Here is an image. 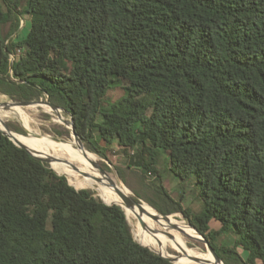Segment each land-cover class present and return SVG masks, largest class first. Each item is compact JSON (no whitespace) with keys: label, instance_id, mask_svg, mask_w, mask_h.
<instances>
[{"label":"trees","instance_id":"obj_1","mask_svg":"<svg viewBox=\"0 0 264 264\" xmlns=\"http://www.w3.org/2000/svg\"><path fill=\"white\" fill-rule=\"evenodd\" d=\"M0 92L47 96L101 158L103 142L133 152L136 184L117 171L138 198L181 213L225 264H264V0H0ZM161 153L195 182L198 209L147 179ZM59 173L0 131V264H173L135 240L121 206Z\"/></svg>","mask_w":264,"mask_h":264},{"label":"bare ground","instance_id":"obj_2","mask_svg":"<svg viewBox=\"0 0 264 264\" xmlns=\"http://www.w3.org/2000/svg\"><path fill=\"white\" fill-rule=\"evenodd\" d=\"M6 98V97H5ZM7 99V98H6ZM6 103L11 102H3L0 101V105H5ZM38 106V105H37ZM41 107H44L46 110H52L47 105H40ZM29 107V106H27ZM26 107L18 106V105H9L8 107L0 106V129L5 130V123L7 122V119H17L19 120L23 126L30 131V135L25 136L19 133H15V140L27 145L31 151H40L42 153H45L47 155L53 154L58 155L67 159H70L74 164L79 166L83 171L89 173L91 176L95 178H100L104 182L95 184L93 181L83 178L78 173L72 171L65 165L61 164H53V168L61 172L62 174L66 175L68 180L71 179L74 182L77 183H87L90 185L89 188H77L78 190L83 189H91L96 190L107 202L117 203L120 205H123V200L116 192V188L111 187L109 184V181H114V183L117 185L118 189L120 191H123L124 193H127L128 195H132V193L129 191L128 187L121 181V179L115 178L110 173H107V176H104L100 173L99 169L94 166V162L98 163L97 156L88 151L86 148H81L77 143L74 146L69 145H62L60 147H57L58 149H61L63 151L58 152L57 149H54L55 147L53 144H51L46 136L39 135L35 133V131L32 130L30 126V117L25 109ZM36 112V111H35ZM54 114H56L60 120H64L62 111H54L52 110ZM60 114L62 117H60ZM39 132V131H38ZM46 145H49V147H46ZM51 145V146H50ZM36 154V152H34ZM70 182V181H69ZM71 184V183H70ZM72 185V184H71ZM125 212L127 213L128 220L131 223V225L134 228V233L136 238L139 242L146 245L147 247H150L154 249L155 251L164 254L165 256H175L173 254H170L166 251V245L164 241V237L170 239L171 242H173L175 245H177L180 250L181 254H191L199 257L200 259L207 260L208 262L213 263L215 261L214 256L209 253L208 251L204 252V254H201L198 252V250H193L188 247H186L183 243L185 236L183 232H192L194 234L199 235V237L203 240V237L200 235V233L194 229L191 225H188L187 222L183 220H177L174 216H170L168 219H164L159 216L157 212L150 207L147 203H142V210H140L138 207L133 209H128L124 207ZM157 217L158 219H156ZM141 219L148 225V228L144 229L141 225ZM151 228H155L159 230L163 235H154L151 231H149ZM178 264H201L194 262L192 260H189L185 257H180Z\"/></svg>","mask_w":264,"mask_h":264},{"label":"rangeland","instance_id":"obj_3","mask_svg":"<svg viewBox=\"0 0 264 264\" xmlns=\"http://www.w3.org/2000/svg\"><path fill=\"white\" fill-rule=\"evenodd\" d=\"M23 4L24 5H22L21 10L24 9L25 3H23ZM24 17H25L24 19H25L26 22H29L30 21L29 19H31V16H28V15H25ZM6 31H7V29H6ZM29 31H30V24L29 23H28V26L26 28H24V27L20 28V30L18 31V34H17V37H18L17 41L24 40L27 37ZM10 40H11V38H10ZM6 43H7L6 45H8V40L6 41ZM26 49L27 48L20 49L21 50V54H25ZM128 86H129V82L126 81V80H123L122 84L119 87H116V88H114V89H112V90H110L108 92L107 101L111 102V103H116V102L120 101L121 99H123L128 94ZM48 99L49 98L46 96L45 98H43V99H41L39 101H36V102H41V101L45 102ZM147 99H148L147 95H141L138 98V101L139 102H144ZM0 101L12 102V103L16 102V101L12 100L8 95L3 94L2 92H0ZM25 109H26V111H27V113H28V115L30 117V120H31L30 121V126H31L32 130L35 131V133H37V134L40 133L39 135L46 136L48 141L51 144H53V146H55V143L51 142V138L50 137L59 138L61 140L63 139V140H66L68 142L71 141L70 143H72V141H74L72 132L70 130H68V129H71V125L70 124L67 125L65 123L66 119L68 121H71L73 119L70 114L62 111V113L64 115L63 116L64 120L62 121V120L59 119V117L56 114H54L52 112V110H46L44 107H41L39 105L38 106L37 105H31L29 107H26ZM6 123L7 124L11 123V124L15 125L16 127L22 128L26 132V134H22V135L28 136L31 133L30 131H28L25 128L26 126L24 127L23 124L17 119L9 118V119H7ZM62 124H64V125H62ZM62 127L66 128L70 132L69 136H65V135L62 136V135H59L57 133V130H61ZM16 133H18V132H16ZM83 143H84L85 148L87 149L86 143L85 142H83ZM101 145L103 147H106L107 159L101 158L99 155L94 153L97 156V158H98V163L101 164L102 167L108 173H110L115 178L120 180L119 175H118V171H117V167L127 170L128 163H129V156L132 155L133 152L126 151V149L121 147V146H119L117 142H114L111 145H106V143L103 142ZM60 146H62V145H60ZM60 146H58V147H60ZM169 166H170V163H169L167 155L165 153H161L160 162H159V164L157 166L156 173L153 174V175H147V179H150L152 182L161 183L175 200L182 202V204H183V206L185 208L192 207L194 209H198V204H197V201H196L197 192H196L195 182L194 181H192V182H184V181H181L180 179L176 178L169 171ZM126 175H127L128 180L133 185H135L137 179L132 174V172L127 170ZM128 189H130V188L128 187ZM84 190H91V189H84ZM91 191L93 193H95L93 190H91ZM141 200H143V199H141ZM143 202L147 203L144 200H143ZM173 215H174V217L177 220H183V221L187 222L188 225H190V222L181 213H176V214H173ZM130 226L132 228V233H133V236H134L135 240L138 243L142 244L136 238L135 233H134V228L131 225V223H130ZM219 228H220V223L215 221V220L212 221L211 229L212 230H217ZM183 233H184V236H185V239H184L183 243H184V245L186 247H188L190 249H193V250H198V252L201 253V254H204L205 251L207 252L206 245L204 243H200V242L194 240V239L202 240L199 237V235L194 234L192 232H183ZM163 238H164L165 245H166V248H167L166 251L168 253L173 254L175 256L181 254V250H180V248L177 245H175L173 242H171L170 239H168V238H166L164 236H163ZM34 240L38 241V242H42L44 239L37 237V238H34ZM233 240H234V236H229L227 238H224V239L220 240L218 242V244L221 245L222 243L225 242V244L231 245L233 243ZM142 245H144V244H142ZM144 246H146V245H144Z\"/></svg>","mask_w":264,"mask_h":264},{"label":"water","instance_id":"obj_4","mask_svg":"<svg viewBox=\"0 0 264 264\" xmlns=\"http://www.w3.org/2000/svg\"><path fill=\"white\" fill-rule=\"evenodd\" d=\"M18 105V106H22V107H27V106H31V105H47L49 106L52 110L54 111H64L67 113V111H65L63 108L51 103L49 101V99L45 102H36V101H32V102H14V103H6L5 105H0V106H3V107H8L9 105ZM60 117H62V115L60 114ZM65 123L68 125L70 124L71 125V129H68L72 132L73 134V138H74V141H72V143H70L71 141H66V140H61L59 138H55V137H50L51 138V142L55 143V148L54 149H57L58 152L59 150L60 151H63L61 149H58L57 147L60 146V145H70L71 147L73 146L72 144L76 145V143L83 149H85V146H84V143H83V140L81 139V137L76 133L75 131V123H74V120L72 119L71 121H68L66 119ZM61 124V123H60ZM64 125V124H62ZM0 131L3 133V135L7 136L16 146H18L19 148L21 149H24L26 150L31 156H33L35 159L43 162V163H47L50 165V168L53 169L57 174L61 175L59 172H57L54 168H53V164H61V165H65L67 166L69 169H71L72 171L78 173L80 176H82L83 178H86V179H89L91 181H93L95 184H99V183H103L104 181L100 178H95L93 176H91L89 173L83 171L79 166H77L76 164H74L72 161H70V159H67V158H64V157H61V156H58V155H53V154H45V153H42L40 151H31L30 148L15 140L14 136H15V133L11 130V128L7 125V123H5V130L3 129H0ZM51 146V145H50ZM46 147H49V145H46ZM36 152V154L34 153ZM95 167H97L100 171V173L104 176H107V171L105 169H103V167L99 164V163H96L94 162L93 163ZM67 178L66 175H63ZM68 179V178H67ZM69 182V180H68ZM70 184V182H69ZM104 184V183H103ZM109 184L111 185V187H114L116 188V192L118 193V195L121 197V199L123 200V205H120V204H117V203H112V202H107L103 197L102 195H100L99 193L95 192L94 195L95 197H98L104 204L108 205V206H113V205H118V206H121L123 209L124 207L128 208V209H135L136 207H138L140 210H142V203H145L143 202V200H141L140 198L136 197L134 195V193L129 189V191L132 193V195H128L127 193H124L123 191H120L117 187V185L114 183V181H109ZM71 185V184H70ZM72 186V185H71ZM78 190V189H77ZM152 207V206H150ZM153 208V207H152ZM157 214L159 216L157 217H162L164 219H168L171 215H165L161 212H159L158 210H156L155 208H153ZM125 211V210H124ZM126 213V212H125ZM126 217H127V220H128V216H127V213H126ZM157 217H155L156 219H158ZM129 222V220H128ZM130 224V222H129ZM141 225L144 229L148 228V225L141 219ZM191 225V224H190ZM192 226V225H191ZM193 227V226H192ZM194 228V227H193ZM195 229V228H194ZM149 231L152 232V234L154 235H163L161 232H159V230L155 229V228H151ZM201 235V234H200ZM203 240H197V239H194L195 241H198L200 243H204L206 245V250L211 253L214 258H215V261L213 263L211 262H208L207 260H203V259H200L199 257L195 256V255H191V254H180V255H177V256H165L164 254L162 253H159L157 251H155L154 249L150 248V247H147L149 248L151 251L155 252L156 254H158L159 256L169 260L171 263L173 264H178L179 262V259L180 257H185L189 260H192L194 262H197V263H201V264H225L224 261L219 257V255L216 253V251L214 250V248L210 245V243L208 242V240L203 236ZM143 246V245H142ZM146 247V246H145Z\"/></svg>","mask_w":264,"mask_h":264},{"label":"built area","instance_id":"obj_5","mask_svg":"<svg viewBox=\"0 0 264 264\" xmlns=\"http://www.w3.org/2000/svg\"><path fill=\"white\" fill-rule=\"evenodd\" d=\"M24 25H25V22H24V20H22V21H21V28L24 27ZM11 60H12V61L14 60V56H11Z\"/></svg>","mask_w":264,"mask_h":264}]
</instances>
